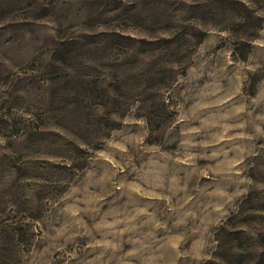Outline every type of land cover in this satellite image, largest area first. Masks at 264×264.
Instances as JSON below:
<instances>
[{
	"label": "rangeland",
	"instance_id": "obj_1",
	"mask_svg": "<svg viewBox=\"0 0 264 264\" xmlns=\"http://www.w3.org/2000/svg\"><path fill=\"white\" fill-rule=\"evenodd\" d=\"M0 264H264V0H0Z\"/></svg>",
	"mask_w": 264,
	"mask_h": 264
}]
</instances>
